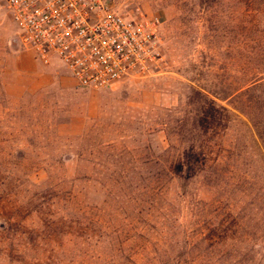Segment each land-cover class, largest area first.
<instances>
[{"label": "rangeland", "instance_id": "374dc122", "mask_svg": "<svg viewBox=\"0 0 264 264\" xmlns=\"http://www.w3.org/2000/svg\"><path fill=\"white\" fill-rule=\"evenodd\" d=\"M108 4L156 64L84 89L0 0V264H264V0Z\"/></svg>", "mask_w": 264, "mask_h": 264}, {"label": "built area", "instance_id": "2783aa9c", "mask_svg": "<svg viewBox=\"0 0 264 264\" xmlns=\"http://www.w3.org/2000/svg\"><path fill=\"white\" fill-rule=\"evenodd\" d=\"M20 45L56 59L76 86L107 88L156 64L160 20L115 12L108 0H4Z\"/></svg>", "mask_w": 264, "mask_h": 264}, {"label": "trees", "instance_id": "16d2710c", "mask_svg": "<svg viewBox=\"0 0 264 264\" xmlns=\"http://www.w3.org/2000/svg\"><path fill=\"white\" fill-rule=\"evenodd\" d=\"M256 82H258V81H256V80L250 81L244 87H247V90H252V89L254 90V89H256L260 85V84H257ZM242 88H239L237 91L241 90Z\"/></svg>", "mask_w": 264, "mask_h": 264}]
</instances>
